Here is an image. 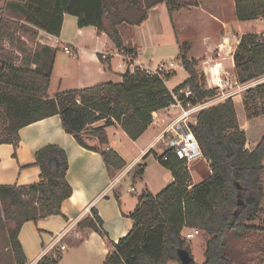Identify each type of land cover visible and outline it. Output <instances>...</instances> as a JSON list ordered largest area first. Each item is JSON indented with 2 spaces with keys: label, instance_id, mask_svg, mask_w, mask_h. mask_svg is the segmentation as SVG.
<instances>
[{
  "label": "trees",
  "instance_id": "1",
  "mask_svg": "<svg viewBox=\"0 0 264 264\" xmlns=\"http://www.w3.org/2000/svg\"><path fill=\"white\" fill-rule=\"evenodd\" d=\"M6 1L12 9L24 4L25 19L20 23L0 17V144H11L15 157L22 128L58 116L65 133L73 136L80 146L101 153L112 177L125 163L116 152L105 147L108 141L104 128L90 126L101 120L106 121L105 125L114 121L130 140L136 141L152 124V114L173 103L171 92L157 76L135 69L122 74L119 83L57 92L49 98L58 48L34 47L37 32L58 37L63 17L69 15L76 18L79 29L94 27L107 35L120 53L131 55L133 52L123 45L120 26L142 25L149 11L160 4H165L171 18L177 9L197 7L198 0ZM234 4L238 21L264 22V0H234ZM23 37H27L26 42ZM3 41L12 42L14 48H4ZM178 59L189 77L172 93L189 85L192 103L215 96L214 89L200 87L196 62L180 55ZM233 61L239 84L264 77L263 38L257 34L241 36ZM242 104L253 117L264 115V83L248 88ZM191 131L209 163L206 178L192 185L184 161L172 148L166 149L155 157L170 171L173 181L155 196L146 190L138 196L137 206L128 216L132 228L124 238L115 244L108 242L94 210V221L88 218L80 224L106 241L111 251L103 264L179 263V249H186L191 255L181 236L184 228L197 229L206 236L202 264H233L232 240H242L250 233L264 234V219L260 226L251 224L264 214L261 208L264 138L252 150L246 148V134L239 128L231 98L200 111ZM87 137H95L99 147L89 145ZM35 165L40 169L37 183L0 186V264H27L18 240L21 227L27 222L60 215L62 203L72 194L66 180L67 157L62 150L55 146L40 149L35 154ZM144 167V164L136 166L133 178L141 177ZM58 260L59 256H49L38 264H57ZM260 264H264V258Z\"/></svg>",
  "mask_w": 264,
  "mask_h": 264
},
{
  "label": "crops",
  "instance_id": "2",
  "mask_svg": "<svg viewBox=\"0 0 264 264\" xmlns=\"http://www.w3.org/2000/svg\"><path fill=\"white\" fill-rule=\"evenodd\" d=\"M208 1L213 0H198L197 7L177 9L171 18L165 4H160L149 11L142 25L120 26L118 30L123 45L126 50L133 52L131 55L120 53L107 35L99 33L94 27L79 29L77 20H69V15H64L58 37L38 31L48 41L45 46L54 48L51 45L56 40L58 47L68 46L76 52L75 58L66 54L60 58L56 54L48 97L52 98L62 91L81 90L109 82L119 83L121 75L128 68L150 69L155 57L167 49L175 51L177 57L184 56L196 62L195 70L205 80L204 83L201 80L199 85L212 87L216 85L215 78L225 88H236L235 83L240 88L253 85V82L240 85L236 81L232 53L236 42L244 34H257L264 40L263 20L240 22L235 16L234 0H217L220 1L217 10L207 9V19L202 24L198 14L202 11V4ZM2 2L1 7L5 5L4 9L11 13L12 8L7 2ZM1 17L24 23L15 14ZM257 21L262 28L252 30L251 23ZM66 23L72 28L68 36L63 31ZM39 36L37 34L34 47L43 46ZM23 40L26 42L27 37H23ZM4 42L5 46L9 44ZM226 77L228 81H225ZM168 81L165 85L172 92L168 88ZM257 81L258 84L264 83V77ZM239 93L232 97L236 105L239 104L235 99L239 98L240 104L243 100V95ZM178 114L179 110L174 108L157 111L155 121L136 141L130 140L117 122L111 121L105 125L106 121L101 120L91 125V129L104 128L108 141L105 147L116 152L125 163L124 168L112 177L108 174L101 153L80 146L73 136L65 133L58 116L22 128L15 157L11 144H0V186L37 183L40 169L35 165V154L46 146L57 147L67 157L66 180L72 194L62 203L61 214L27 222L18 233L27 264H38L42 258L49 256H59L57 264H103L111 251L106 241L95 231L80 224L88 218L94 221V210L102 222V231L108 242L115 244L130 232L132 221L128 216L135 210L138 196L145 190L155 196L173 181L170 171L162 167L155 156L163 153L157 151L159 146L168 149V140L163 137V132ZM86 139L89 145L99 147L95 137ZM141 164L145 166L143 175L133 178L136 166ZM190 177L192 180L191 171ZM131 188L135 190L134 193L129 191ZM261 208L264 210V201ZM61 246L65 249L61 250ZM203 262L204 258L201 263H195Z\"/></svg>",
  "mask_w": 264,
  "mask_h": 264
},
{
  "label": "rangeland",
  "instance_id": "3",
  "mask_svg": "<svg viewBox=\"0 0 264 264\" xmlns=\"http://www.w3.org/2000/svg\"><path fill=\"white\" fill-rule=\"evenodd\" d=\"M0 2H2V0H0ZM3 2H7V1L3 0ZM219 2L220 1L213 0V1L204 2L202 4V9H201L202 11L198 14V18L202 19V22L200 23L202 24L205 23L204 19H207V15H208L207 11L210 10L209 8H211L214 11L217 10V6ZM7 4L9 5L8 2ZM4 8H5V5L4 7H1L0 5V17L3 15L10 16L11 14H15L16 18L22 19V20L25 19V16H24L25 5L24 4H19L17 8L12 9L13 11L11 13L6 11ZM68 18L69 20H76L75 17L73 16H68ZM251 25H252L251 27L252 30H260L262 28L261 23H259L258 21L251 23ZM63 31H64V35L68 36V35H71L72 28L68 23H66V26L64 27ZM20 33L22 34V31H20ZM37 34H40L39 37H41L42 39V44L47 45L48 41L45 39V36L38 32ZM7 42L9 43L8 44L9 47H7L8 45L5 46L4 41L2 42V46L6 49H10V48L13 49L14 44L10 41H7ZM231 47H232V44H231ZM57 48H58L57 56H59L60 58H63L67 55V54L65 55L61 47H57ZM235 48H233V53H234ZM226 49L229 50L228 47ZM233 53H232V56H233ZM160 62H173L176 65L174 75L171 76L169 81L167 80L168 81L167 85H168L169 90H173L175 87H177L178 85H180L187 79L188 73L183 68L182 62L178 59L176 52L173 51L172 49L171 50L167 49L166 51L160 53L159 56H156L153 62L151 63L150 69H154ZM197 74H198V82L202 80V82L204 83L205 81L203 80L204 77H202L200 73H197ZM223 77L225 78V74L223 75ZM226 80L228 81L227 77L225 81ZM254 84L257 85L258 81L253 82V85L250 84V85L241 87L242 90L240 91L239 94H242L244 98L245 91L248 88L254 87L255 86ZM200 87L204 90L214 89L215 93L220 91V88L217 87L216 85H212V87H210V86H205V84H202L200 85ZM235 100L239 104V105L235 104L236 109H237L236 112H237L239 128L243 130L246 134V148L253 149L261 141V139L264 138V115L259 116V117H253L250 113L251 111H248L242 104L243 100L241 104L239 103L240 101L239 98ZM157 151H159V153H161L162 151L163 153L165 152L164 148L161 146L157 148ZM209 171H210L209 165H207L204 158L200 157L191 167V174H192L191 182L198 183L202 181L204 178L208 176ZM262 178L264 180V173L262 175ZM263 219H264V214H260L258 216V219L254 222H251V224L260 226ZM205 240H206V236L204 235V233H201L200 235L194 236L192 239H189L186 241V245L193 252V255H194L193 260L197 263H201L203 261V258H204L203 251L205 248ZM230 245L231 247H233V249H235L234 250L235 257L232 258L233 264H260V261L262 260V258H264V234L263 233H250L247 236H245L242 240H238V241L232 240ZM238 261H241V262H238ZM169 264H178V263L172 262Z\"/></svg>",
  "mask_w": 264,
  "mask_h": 264
},
{
  "label": "built area",
  "instance_id": "4",
  "mask_svg": "<svg viewBox=\"0 0 264 264\" xmlns=\"http://www.w3.org/2000/svg\"><path fill=\"white\" fill-rule=\"evenodd\" d=\"M238 43L239 42H236V45H238ZM51 46L54 48L58 47L57 41L55 40V43H53V45ZM62 51L73 58L76 57L75 50L68 46L63 47ZM175 69L176 65L173 62H161L154 69L145 68L140 70L145 71L149 75L157 76L166 83L167 78L174 75ZM134 70V68L127 69V71L131 73L134 72ZM215 79L216 86L220 88V91L216 92L215 96L192 103L191 100L193 99V94L190 89V86L186 85L176 94H173L171 92L173 103L169 107L164 108L165 110L170 108L179 110L178 116L173 119L171 123L167 126V128L164 130L163 137L167 138L168 140V149L172 148L175 155L179 159L184 161V166L189 172V174L192 165L200 157L203 158L199 145L191 131V126L196 123V117L198 113L206 108L220 104L229 98L232 99V97L237 92H240L242 90V88L236 85L237 83H235L236 88L222 87V85L219 84V80L217 78ZM155 113L156 112L152 114V123L156 119ZM129 191L131 193L135 192L133 188H131ZM200 234L201 232L199 230L188 228H184L181 232V236L185 241L192 239L194 236ZM60 249L64 250L65 247L61 246Z\"/></svg>",
  "mask_w": 264,
  "mask_h": 264
},
{
  "label": "water",
  "instance_id": "5",
  "mask_svg": "<svg viewBox=\"0 0 264 264\" xmlns=\"http://www.w3.org/2000/svg\"><path fill=\"white\" fill-rule=\"evenodd\" d=\"M177 257L179 260V264H191L192 262H194L193 257L186 249H179L177 251Z\"/></svg>",
  "mask_w": 264,
  "mask_h": 264
}]
</instances>
